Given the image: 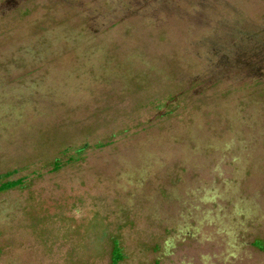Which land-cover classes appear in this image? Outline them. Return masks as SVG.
<instances>
[{
  "label": "rangeland",
  "instance_id": "rangeland-1",
  "mask_svg": "<svg viewBox=\"0 0 264 264\" xmlns=\"http://www.w3.org/2000/svg\"><path fill=\"white\" fill-rule=\"evenodd\" d=\"M238 23L264 0H0V264H264Z\"/></svg>",
  "mask_w": 264,
  "mask_h": 264
},
{
  "label": "trees",
  "instance_id": "trees-1",
  "mask_svg": "<svg viewBox=\"0 0 264 264\" xmlns=\"http://www.w3.org/2000/svg\"><path fill=\"white\" fill-rule=\"evenodd\" d=\"M223 17H227L228 13H221ZM230 15V14H229ZM218 17H215L213 20L216 25L223 24L222 18H220V14L216 15ZM224 24H226L224 22ZM248 26V25H247ZM234 28L239 31V73L242 71H250L255 74L256 78L254 81L263 78L264 75V38L259 39L257 36L256 43L253 45H249L248 41H250V31H248L247 27H241L238 24L234 26ZM264 32V29H262ZM256 33V32H254ZM259 35V32H257ZM254 77V75H251ZM250 76V78H252ZM63 164L60 160H56L53 163V170L57 171L59 170ZM10 176V175H8ZM25 184L24 178H18V179H2L0 177V192L8 191L13 188L22 187ZM257 246L263 249V244L260 242H257ZM125 259V253L123 252V249L120 245V242L117 239L113 240L112 245V252H111V264H118L122 260Z\"/></svg>",
  "mask_w": 264,
  "mask_h": 264
}]
</instances>
